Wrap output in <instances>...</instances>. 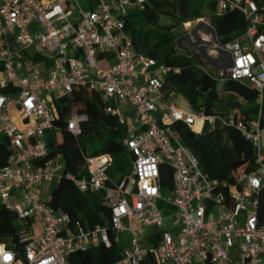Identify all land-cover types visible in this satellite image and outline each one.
<instances>
[{
  "label": "built area",
  "instance_id": "obj_1",
  "mask_svg": "<svg viewBox=\"0 0 264 264\" xmlns=\"http://www.w3.org/2000/svg\"><path fill=\"white\" fill-rule=\"evenodd\" d=\"M80 1L0 0V208L16 222L23 251L18 261L0 242V264H69L72 254L119 244L123 232L131 239L113 264H264V227L256 214L264 187V0H215V16L237 10L245 20L230 41L220 42L202 20L205 27L194 31L197 20L185 31L191 38L186 48L175 40L187 57L202 55L209 71L203 70L217 82L252 87L256 111L245 116L232 107L212 115L183 109L177 96L165 95L167 78L180 69L135 52L125 29L127 17L144 10L147 0H85V7ZM220 55L227 60L219 63ZM83 89L95 93L104 113L123 128L130 169L113 178L111 156L85 155L83 174L66 179L80 193L102 194L113 239L35 193L57 172L58 182L62 178V156L50 157L47 147L50 133L56 140L59 131L56 103ZM85 120L70 111L66 130L79 137ZM175 123L193 132L204 125L237 131L254 149V169L222 187L201 171L172 130ZM163 164L172 171L169 195L159 182ZM169 208L173 234L163 230ZM149 227L160 232L158 242L142 247L136 234Z\"/></svg>",
  "mask_w": 264,
  "mask_h": 264
},
{
  "label": "trees",
  "instance_id": "obj_2",
  "mask_svg": "<svg viewBox=\"0 0 264 264\" xmlns=\"http://www.w3.org/2000/svg\"><path fill=\"white\" fill-rule=\"evenodd\" d=\"M215 4V0H147L144 10L130 14L125 21V29L132 39L135 52L180 69L178 74L167 78L165 95L182 96L193 111H202L206 115L218 113L221 99L217 81L210 72H205L208 68L200 64L205 63L200 55L187 57L178 53L175 32L188 21L208 18L220 42L232 40L244 30L245 20L237 10L215 16ZM223 91L231 95L229 108H237L244 116L255 113L256 93L246 82L226 81ZM247 105L248 110L245 108ZM56 106L59 119L55 126L59 131L56 140L50 133L47 147L50 157L56 153L62 156L63 171L62 178L50 193L47 205L61 210L73 220L81 221L90 229L96 226L105 228L110 239H113L115 233L110 225L111 211L104 204L102 194L78 192L66 175L83 174L85 155L106 154L113 159L111 176L124 177L130 169V156L121 144L123 128L118 126L114 117L104 113L98 96L84 89L60 100ZM72 110L86 117L79 137H73L66 130L67 115ZM172 130L195 156L201 171L209 178L218 180L222 187L232 184L237 173H249L254 169L255 153L251 143L233 129H220L216 125L213 131H208L207 125H204L202 131L193 132L186 125L175 123ZM223 139H226V143ZM159 182L162 193L169 195L172 171L168 165L160 167ZM170 210L166 209L165 212L169 213ZM256 214L258 226L264 227V187L257 198ZM16 231L17 225L12 215L0 208V242L16 254L18 261H23L22 244ZM121 252L119 244H112L110 248L99 246L72 254L68 262L113 264L121 258Z\"/></svg>",
  "mask_w": 264,
  "mask_h": 264
},
{
  "label": "rangeland",
  "instance_id": "obj_3",
  "mask_svg": "<svg viewBox=\"0 0 264 264\" xmlns=\"http://www.w3.org/2000/svg\"><path fill=\"white\" fill-rule=\"evenodd\" d=\"M80 4L85 7V0H82L80 1ZM202 20L204 23H210V20L208 18H205V19H200ZM198 19V21H200ZM194 21H197V20H191V21H188L186 23H184V26H179L175 32L176 36H177V39L183 37L185 35V31L189 30L192 28V22ZM166 24H169V21H166ZM202 31V28L200 29ZM203 32H206V30H203ZM195 45V44H194ZM193 44L189 45V49H188V52L191 53L192 52V48L194 46ZM181 46L184 48H186L188 46V42L186 40H181ZM178 53L182 54V52H179ZM202 57V55H201ZM202 59L205 61L204 57H202ZM227 59L224 55H220L217 57V61L219 63H223L225 62ZM111 64H114L113 61L111 62ZM202 65V67L204 68H208L207 65L204 63V62H201L200 63ZM104 68V67H103ZM217 91H218V94L220 96V99L221 101L219 102V106H218V113H227L228 110H229V100L231 99V95L227 94V93H224L223 91V83L222 82H217ZM177 101H178V106H180L181 108L183 109H188V104L187 102L185 101V99L182 97V96H177ZM247 106H245V108H247ZM46 136H49V135H46ZM223 142L226 143V139H223ZM90 151V149H89ZM59 176V172H57L55 174V177L53 178V180L51 182H45L44 184H42L40 187L36 188L35 189V193L41 198V201L46 203L48 200H49V197H50V193L51 191L57 186V183H58V179L57 177ZM144 234L145 233H152V232H155L157 231V229L155 228H152V229H144ZM136 237H137V241H138V244L140 246H145L147 245V237H143L139 234H136ZM128 240H129V234L128 232H123L120 234V237H119V245L120 247L123 249L127 246V243H128Z\"/></svg>",
  "mask_w": 264,
  "mask_h": 264
},
{
  "label": "crops",
  "instance_id": "obj_4",
  "mask_svg": "<svg viewBox=\"0 0 264 264\" xmlns=\"http://www.w3.org/2000/svg\"><path fill=\"white\" fill-rule=\"evenodd\" d=\"M169 214L171 216L167 215L165 217L163 230L173 234V233H175V229L172 227V226H174V217L172 215V211H170ZM144 229H152V228H150V227L149 228H143L141 230V233L139 235H141L143 237H147L146 238L147 239V245L142 246V247H153V246H155L157 244V242H158L160 232L157 230V231L152 232V233H148V234L145 233L144 234V231H143ZM130 239H131V235L129 234V240ZM129 240H128V242H129ZM127 245H128V243H127Z\"/></svg>",
  "mask_w": 264,
  "mask_h": 264
},
{
  "label": "water",
  "instance_id": "obj_5",
  "mask_svg": "<svg viewBox=\"0 0 264 264\" xmlns=\"http://www.w3.org/2000/svg\"><path fill=\"white\" fill-rule=\"evenodd\" d=\"M206 25L200 20L196 23V25L194 26V31L199 30L200 27H205ZM181 40H186L188 43H191V38L190 36H184L178 39L177 41V45H180ZM188 57H191V54L188 55Z\"/></svg>",
  "mask_w": 264,
  "mask_h": 264
}]
</instances>
